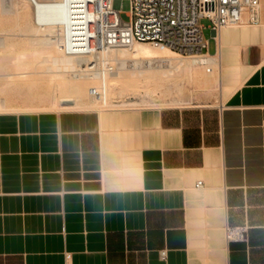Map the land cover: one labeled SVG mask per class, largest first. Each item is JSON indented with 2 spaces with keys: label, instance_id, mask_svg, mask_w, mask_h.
I'll return each instance as SVG.
<instances>
[{
  "label": "crops",
  "instance_id": "obj_1",
  "mask_svg": "<svg viewBox=\"0 0 264 264\" xmlns=\"http://www.w3.org/2000/svg\"><path fill=\"white\" fill-rule=\"evenodd\" d=\"M209 51L210 103L0 111V264H264V24Z\"/></svg>",
  "mask_w": 264,
  "mask_h": 264
},
{
  "label": "built area",
  "instance_id": "obj_2",
  "mask_svg": "<svg viewBox=\"0 0 264 264\" xmlns=\"http://www.w3.org/2000/svg\"><path fill=\"white\" fill-rule=\"evenodd\" d=\"M37 0H31L36 4ZM67 7V22L62 28L61 45L65 54L88 57L99 78L122 69L110 53L131 48L136 42H147L159 49H170L181 56L198 57L208 72L216 54L209 51L210 39L204 35L206 26L215 48L219 47L224 28L264 24V0H128V19L122 14L125 0H63ZM216 61V60H215ZM129 61L125 67H128ZM124 67V68H125ZM92 96L105 98V85L92 87ZM203 180L196 187H203ZM249 226H227L226 239L248 240ZM166 260L168 249L159 251Z\"/></svg>",
  "mask_w": 264,
  "mask_h": 264
},
{
  "label": "bare ground",
  "instance_id": "obj_3",
  "mask_svg": "<svg viewBox=\"0 0 264 264\" xmlns=\"http://www.w3.org/2000/svg\"><path fill=\"white\" fill-rule=\"evenodd\" d=\"M67 14V7L63 0H37L36 4H34V19L37 24V29L33 28V33L29 28L27 31L29 30L35 36L39 34L38 31L41 29H48V33L46 32L47 36L39 38L41 41H37L38 38H36L37 43L33 40H29V43L26 41L27 45L24 44L23 50L17 49L18 41L16 42L14 39L7 43H4L1 39L0 42L9 52L18 50L12 58H14V61L20 67L12 74L18 77L28 76L33 73L38 74L36 77L28 78L27 84L29 86L32 84L38 85V81L40 80L46 81L44 84H46L45 86L47 88L45 87L44 90L42 87L44 90L42 94L50 97V102L46 104L49 109H102L132 107L140 104L164 106L181 104L186 101L180 96H172L169 98L150 97L155 96L158 90L166 88L167 84H176L185 77L198 88L208 89L214 87L219 90L217 55L214 57L216 61L214 60L211 64L213 66L212 71L208 72L206 66L201 64L198 57L176 55L173 53L175 52L173 50L159 49L147 42H136L131 48L115 49L110 53L113 58L121 63L122 68L131 61L137 64L140 67H138L139 69L135 68L136 70L133 69L130 71L131 68H129V72L119 69L118 71L110 73L105 79L99 78L97 73L93 71V66L87 63L91 59V56L79 57L64 53L61 38L63 34L62 28H64L67 22ZM57 26H61L62 28H58ZM54 27L55 29H53ZM38 42L43 43H40L42 45H40L41 47H36L39 45ZM165 65L168 67L165 68ZM35 66H38L40 70L32 71L31 69ZM0 71V76L8 74L3 69ZM40 83L42 86L43 81ZM103 85L106 88L105 98L90 94L92 87ZM41 86L39 87L41 88ZM142 92L144 93L142 94ZM25 104L27 105V103ZM42 105L44 106L45 104ZM10 106L6 101H3L1 103V111L13 110L9 109ZM38 106L36 104H30L26 109L34 110ZM23 107L26 106L24 105ZM35 110L39 111L38 108Z\"/></svg>",
  "mask_w": 264,
  "mask_h": 264
},
{
  "label": "rangeland",
  "instance_id": "obj_4",
  "mask_svg": "<svg viewBox=\"0 0 264 264\" xmlns=\"http://www.w3.org/2000/svg\"><path fill=\"white\" fill-rule=\"evenodd\" d=\"M54 1H57V0H54ZM129 8H130L129 1L125 0L123 2L124 13L122 14V17L124 19H128L126 11H128ZM201 23H203L206 26V28L204 29L205 37L209 38L214 43V41L211 38V30L207 28L210 21L208 19H202ZM28 28L29 30L31 29V32L33 31L32 30L33 28L37 29V24L34 19V4L31 2V0H0V42H1V39L4 41V43L5 42L7 43L10 40L12 41V39H14V41L16 42L18 41L17 49L19 48L21 50L22 48L24 49V44L27 45V42L29 43V40H33L36 43L37 41H41L39 38L47 36V33L49 31L48 29L47 30L41 29L40 31H38L39 34H36L34 36L33 34H31L29 30L27 31ZM19 29L20 31L22 30L21 33ZM53 29H55V27ZM23 32L25 33L22 34ZM33 37L34 39H32ZM36 38H38L37 41H36ZM40 43L38 42L39 45L36 44L37 45L36 47H41L42 45ZM15 52H9L4 45L2 46L0 44V70L3 69L4 71L8 73L5 76L4 75L0 76V81H1L0 82V111L2 109L1 103L3 101H6L9 106L11 105L9 109H13L14 111L32 110V109H26L28 105L30 104L39 105L37 107L39 110L49 109L48 105L46 106V104L50 102V97L48 95L42 94L46 87L45 86L46 84H44L46 81L44 80L38 81V85L40 84L39 86H41L40 82L43 81L42 83L43 85L41 86V88L37 84H32L33 85L32 87V85L29 86V84H27V80L28 78L38 76V74L33 73L28 76H21V77H18L17 75L12 74L14 71L18 70V67H20L14 61V58H12L13 55H15ZM173 53L176 55H179L176 52H173ZM138 67L139 66L137 64L130 63L128 65V68L125 67V68H122V70L129 72V68H131L130 69L131 71ZM164 67L167 68L168 66L165 65ZM31 70L38 71L40 70V68L38 66L37 67L35 66ZM29 81L31 82V80ZM42 87L44 88V90ZM143 93L144 92H142V94ZM217 95H218L217 88H214V87L208 88V89L198 88L194 84L190 83L189 80L185 77V78H182L180 82L178 81V83L176 84L174 83L167 84L166 88H164L163 90H158L155 93V96H151V97L148 96V97L150 98H162V97L169 98L172 96H180L182 99L186 101L185 103L169 105V106H181L182 107V106H193V105H198V104L210 103L211 101H214L217 98ZM132 98L135 99L134 97ZM25 103H27V105ZM42 104H45V105L43 106ZM22 105L23 106L25 105L26 107H23ZM132 107H168V106L157 105V104H146V105L140 104V105H135ZM113 108H118V107H113ZM119 108H123V107H119Z\"/></svg>",
  "mask_w": 264,
  "mask_h": 264
}]
</instances>
